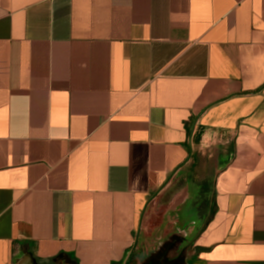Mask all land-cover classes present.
<instances>
[{"label":"crops","instance_id":"crops-1","mask_svg":"<svg viewBox=\"0 0 264 264\" xmlns=\"http://www.w3.org/2000/svg\"><path fill=\"white\" fill-rule=\"evenodd\" d=\"M161 203L264 264V0H0V264H128Z\"/></svg>","mask_w":264,"mask_h":264},{"label":"rangeland","instance_id":"rangeland-1","mask_svg":"<svg viewBox=\"0 0 264 264\" xmlns=\"http://www.w3.org/2000/svg\"><path fill=\"white\" fill-rule=\"evenodd\" d=\"M151 207L154 212H159V216L155 215L154 219L149 217V221L144 222L139 251L134 254L133 260L128 264H188L191 248L188 246L187 239L177 235L167 219L161 220L160 215L163 214L164 208L162 203L151 205ZM56 264L67 263L57 262Z\"/></svg>","mask_w":264,"mask_h":264},{"label":"trees","instance_id":"trees-1","mask_svg":"<svg viewBox=\"0 0 264 264\" xmlns=\"http://www.w3.org/2000/svg\"><path fill=\"white\" fill-rule=\"evenodd\" d=\"M133 258H134V255L131 256V258H130V260H129V263H130V261L133 260ZM52 261H55V259H53Z\"/></svg>","mask_w":264,"mask_h":264},{"label":"water","instance_id":"water-1","mask_svg":"<svg viewBox=\"0 0 264 264\" xmlns=\"http://www.w3.org/2000/svg\"><path fill=\"white\" fill-rule=\"evenodd\" d=\"M27 264H33L31 259H27Z\"/></svg>","mask_w":264,"mask_h":264}]
</instances>
